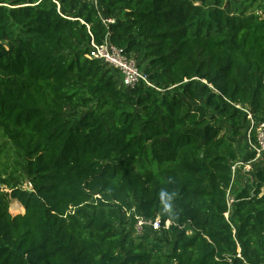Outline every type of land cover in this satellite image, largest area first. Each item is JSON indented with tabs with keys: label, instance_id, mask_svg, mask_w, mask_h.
Wrapping results in <instances>:
<instances>
[{
	"label": "trees",
	"instance_id": "16d2710c",
	"mask_svg": "<svg viewBox=\"0 0 264 264\" xmlns=\"http://www.w3.org/2000/svg\"><path fill=\"white\" fill-rule=\"evenodd\" d=\"M106 38L154 86L87 56ZM249 113L264 0H0V264H264V155L226 216Z\"/></svg>",
	"mask_w": 264,
	"mask_h": 264
},
{
	"label": "built area",
	"instance_id": "2783aa9c",
	"mask_svg": "<svg viewBox=\"0 0 264 264\" xmlns=\"http://www.w3.org/2000/svg\"><path fill=\"white\" fill-rule=\"evenodd\" d=\"M96 1V0H95ZM90 59H98L106 62L110 66L117 69L122 75V83L125 87H135L140 84H145L149 86H154L151 82L148 74L142 71L136 61L134 56H129L124 53L118 46L113 44L108 38L105 39L103 43H97L96 41H91V49L87 55ZM249 118L251 119V126L248 131V143L249 149L256 152L255 158L248 162L236 161L233 164V179L231 184L227 188V203L229 210L226 212V216H229V211L233 207V203L236 201L234 194L235 187V173L238 167L243 168L244 172H250L252 170L253 162L258 158H262L264 155V120L257 121L254 119L251 113H249ZM254 132L255 138L252 135ZM30 184V183H29ZM32 187V186H31ZM150 224L154 229H160L161 221L157 218L154 221H147L140 219L137 224V229L139 232L142 231L143 225ZM171 225V221L166 222V227Z\"/></svg>",
	"mask_w": 264,
	"mask_h": 264
},
{
	"label": "rangeland",
	"instance_id": "374dc122",
	"mask_svg": "<svg viewBox=\"0 0 264 264\" xmlns=\"http://www.w3.org/2000/svg\"><path fill=\"white\" fill-rule=\"evenodd\" d=\"M259 13H261V11ZM247 144H248V142L246 141V138L241 137L240 142H239V149H240L242 155H245V153L247 152V149H248ZM6 155L8 157H6ZM17 158H18L17 154L15 153V151L13 149H11L7 152L5 151L0 156V173L3 174V177L7 176V174H5L3 172V169L1 168L2 164H4V163H9V169L14 170L16 172H19V174H20V171H18L17 168L14 166L15 164H17V162H16ZM236 161H240V159H237L234 162H236ZM245 182H246V178H244V177L240 178L239 179V185L237 186V188H239V186H241L242 188L245 187V185H244ZM248 183H251L253 186L254 185L253 178H251V181H249ZM23 186L25 188H28V189L32 188L28 182H25ZM2 187H4V186H2ZM24 212H25V208L21 205V203H19L17 200L11 199V201H10V213L12 215H17V214H23Z\"/></svg>",
	"mask_w": 264,
	"mask_h": 264
}]
</instances>
